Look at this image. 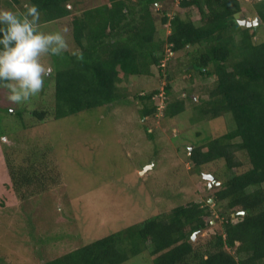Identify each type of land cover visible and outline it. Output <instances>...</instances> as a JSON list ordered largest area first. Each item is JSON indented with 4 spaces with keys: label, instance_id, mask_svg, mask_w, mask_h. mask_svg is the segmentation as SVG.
<instances>
[{
    "label": "trees",
    "instance_id": "trees-1",
    "mask_svg": "<svg viewBox=\"0 0 264 264\" xmlns=\"http://www.w3.org/2000/svg\"><path fill=\"white\" fill-rule=\"evenodd\" d=\"M14 1L21 5L20 11L25 3L37 4L40 22L68 21L70 44L76 46L73 52L80 54L78 58L66 52L46 76L54 89L51 98L41 96L28 112L36 121L53 124L78 112L121 105L128 97L122 90L135 86L132 95L140 102L137 112L147 132L158 113L164 112V123L187 111L183 96L170 98L174 84L186 81L185 74L190 75L194 92L199 94V99L192 101L205 119L198 124L227 115L234 120L233 128L213 137L195 129L199 139L189 142V176L203 180L202 171L218 160H224V171L229 173L225 177L218 174L221 184L212 188L202 183L205 188L200 200L176 193L175 200L182 201L163 213L55 258L42 248L38 255L34 253L36 264H123L146 249L153 256L152 264H264V32L261 25L253 29L240 24V15L246 14L244 1L170 0L178 7L173 15L164 7L166 0H90L88 5L83 4L86 0ZM250 2L264 23V0ZM158 3L163 4L158 7ZM193 7L199 16H192ZM184 9L187 12L182 15ZM124 77L125 83H121ZM196 77L198 81H194ZM163 80L167 83L162 85ZM159 93L165 97L163 109L156 101ZM24 111L21 107L16 113L24 118ZM12 113L9 110L4 115L0 108V119H13ZM23 120H18L22 126ZM11 125L12 121L0 130ZM14 128L2 135L15 138ZM181 132L175 138H183L185 146L188 140ZM105 135L107 144H117ZM148 135L154 138L152 131ZM12 142L13 153L8 156L0 138L5 155L0 162V209L18 205L24 212L28 202L42 195L49 183L59 182V168L47 161L48 150L54 147L51 142L43 144L44 151H39L41 144L25 148L19 142L17 146L25 150L17 151ZM240 210L247 213L240 214ZM27 219L29 231L36 223L29 216ZM7 233L12 234L9 229ZM5 251H0V263L9 264L13 255Z\"/></svg>",
    "mask_w": 264,
    "mask_h": 264
},
{
    "label": "rangeland",
    "instance_id": "rangeland-1",
    "mask_svg": "<svg viewBox=\"0 0 264 264\" xmlns=\"http://www.w3.org/2000/svg\"><path fill=\"white\" fill-rule=\"evenodd\" d=\"M243 1L246 14L240 15V20L248 17L253 20L258 15L255 4L250 0ZM83 4L88 5L91 2L86 0ZM162 4L158 3V7ZM166 6L169 15H173L178 9L176 3L170 0L165 1L164 7ZM0 8L20 11L21 5L14 0H0ZM186 12L184 9L180 13L185 15ZM190 13L192 16H199L195 7L191 8ZM39 23L40 29L45 32L64 31L69 45L66 52H73L76 46L70 44L71 31L68 29V21L58 23L39 21ZM259 25L264 32V23L260 21ZM259 35L256 39H259ZM66 52L61 55L45 54L42 56V62L52 71L56 61L64 57ZM182 56L184 59L186 54ZM189 76L184 75L183 79L186 80L184 83L180 84L178 81V85L174 84L175 88L170 97L174 99L183 96L186 99L187 111L165 120L164 123L162 120L164 112L158 113L153 119L154 126L147 128L149 132L152 131L153 139L145 130L146 124L139 118L137 107L140 102H136L132 95L136 93L135 86H128L122 90L128 97L121 105H110L101 111V108H96L78 112L54 120L53 124L48 121L45 123L36 121L34 117L27 115L37 106L36 103L41 100V96L46 95L51 98L54 87L46 77L42 90L27 102L16 103L9 100L8 90L0 86L1 112L5 115L9 110H13L12 116H14L10 120L6 116L2 117L0 127L3 128L12 121V125L3 130L11 131L15 123L14 129H17L15 138H9L7 134L2 135L5 132L0 130V138L5 142L3 145L6 149L5 154L13 153L10 148L11 141H14L12 143L15 144L17 151L24 149L16 144L20 140L25 141L24 144L21 143L22 141L19 142L25 148L41 144L39 151L45 150L43 144L51 142L54 147L48 150L47 161L52 165L55 164L60 171H58L59 182L49 183L42 195H36L28 202L24 212L18 205L0 209V251L6 250L5 252L13 255L8 258L6 254H2L6 260L9 259L7 263L36 264L38 258L34 253L38 255L42 248L47 255L58 257L75 246L85 245L121 230L128 224L148 219L160 211L163 213L182 201L175 200L176 193L181 192L179 195L187 198L194 195V198L200 200L201 190L204 191L205 188L202 183L208 182L204 179L206 173L216 176V179L218 174H222V177L226 176L224 160L208 164V171H202L203 180L199 179V176H189L192 164L188 159L187 147L189 142L191 144L199 139L195 135V129L207 131L206 134L213 137L214 133L224 132L234 126L231 115L198 124L205 118L199 116V109L194 108L192 100H198L199 94L194 92L195 84L188 79ZM198 80L199 77L194 78V81ZM126 81L129 82L127 79ZM163 81L162 85L167 83L166 80ZM121 83H125V77ZM162 85L161 89H163ZM163 96L164 94L160 93L156 96L160 109L164 107ZM192 96L194 99L191 98ZM21 107L25 110L24 118L16 113ZM195 117L197 119L194 120L196 122L194 124L192 120ZM21 119H24V124L27 125L22 126V121H18ZM177 132L186 136L184 138L188 140L187 145L183 146V138H175ZM107 133L113 138V142L116 139L117 144L106 143ZM32 140L33 142H30ZM4 157L3 150H0V162ZM197 179L199 182L195 181ZM191 183H193L192 188ZM27 216L36 223L35 227L29 228V231ZM7 229L12 232L11 235L7 233ZM16 253L19 256H16ZM152 257L149 249H146L123 264H152Z\"/></svg>",
    "mask_w": 264,
    "mask_h": 264
},
{
    "label": "clouds",
    "instance_id": "clouds-1",
    "mask_svg": "<svg viewBox=\"0 0 264 264\" xmlns=\"http://www.w3.org/2000/svg\"><path fill=\"white\" fill-rule=\"evenodd\" d=\"M258 16L246 20L254 21ZM39 20L40 9L35 3L25 4L23 11L0 8V86L8 90V99L16 103L27 102L42 90L51 71L42 62V56L61 55L69 48L64 31L45 32L40 29ZM72 54L80 58L78 52ZM204 179L209 185V179ZM220 181L215 176L212 184ZM242 211L247 213H238L246 214Z\"/></svg>",
    "mask_w": 264,
    "mask_h": 264
},
{
    "label": "water",
    "instance_id": "water-1",
    "mask_svg": "<svg viewBox=\"0 0 264 264\" xmlns=\"http://www.w3.org/2000/svg\"><path fill=\"white\" fill-rule=\"evenodd\" d=\"M260 17L258 16L257 18H256V20H254V21H248V20H246V19H242V20H239V22H240V24H244V25H247V26H253V25H257L259 22H260ZM195 98H197V96H194ZM192 148V147H191ZM190 148V149H191ZM205 178H207V179H209V185L211 186L212 185V182L213 181H215V176L214 175H212V174H205V176H204ZM242 213H246V211H242ZM196 234H197V232H194V234H193V238H195L196 237Z\"/></svg>",
    "mask_w": 264,
    "mask_h": 264
}]
</instances>
